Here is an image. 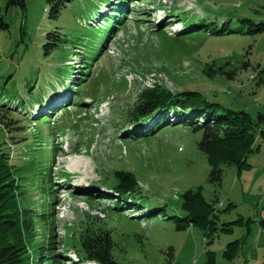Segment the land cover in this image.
I'll use <instances>...</instances> for the list:
<instances>
[{
    "label": "rangeland",
    "instance_id": "1",
    "mask_svg": "<svg viewBox=\"0 0 264 264\" xmlns=\"http://www.w3.org/2000/svg\"><path fill=\"white\" fill-rule=\"evenodd\" d=\"M25 1L26 16L0 0L9 25L0 30V104L13 108L0 107V149L18 168L21 209L33 212V234L25 238L30 264L50 239L64 252L56 264H97L84 256L82 241L105 232L119 264H264L262 126L243 167L219 165L221 185L210 182L213 167L198 149L201 132L156 125L169 112L150 116L144 137L140 131L128 136L140 126L133 114L142 94L154 88L198 91L254 119L264 113V32L258 31L264 0H120L121 27L109 28L113 34L100 47L97 38L88 40V21L98 25L105 16L95 14L103 4L112 14L115 0H65L53 22L43 13L46 0ZM164 15L172 19L157 29ZM176 23L187 33L174 32ZM23 24L33 45L22 41ZM77 26L84 31L68 52L51 58L40 50L46 33L76 32ZM68 67L75 68L67 77ZM34 85L41 103L28 94ZM120 171L130 172L139 190L126 197L148 209L126 205L115 192ZM200 189L206 205L214 206L213 223L179 229L177 217L186 215L182 196ZM154 203L166 207L159 217L148 214Z\"/></svg>",
    "mask_w": 264,
    "mask_h": 264
},
{
    "label": "trees",
    "instance_id": "2",
    "mask_svg": "<svg viewBox=\"0 0 264 264\" xmlns=\"http://www.w3.org/2000/svg\"><path fill=\"white\" fill-rule=\"evenodd\" d=\"M64 1L65 0H46L47 6L43 9V13H47V20L50 22L59 20L63 10L67 7V3ZM8 6H20L23 9V14L26 16L25 0H9ZM116 14L122 17V13L116 12ZM40 17L42 18V16ZM121 21L122 18H111L110 21H108V28L105 30L94 27L92 29V39L88 40L95 41L97 38V40H99V47L101 42L106 45L105 35L110 38L113 34L108 32V29L114 26L118 29V27H121ZM77 27L78 29L76 32L61 30L53 33L48 32L45 35V39L41 41L40 50L43 51L45 56L51 54V56H53L68 52V50L73 48V39L77 38L80 32L84 31L82 27ZM0 30H9V25L2 15H0ZM87 30L89 31V28ZM258 31L264 32V24L259 25ZM20 33L22 41L27 37L33 45L32 38L28 33V26L24 24L21 25ZM218 33L220 34L222 32ZM99 35L101 38H99ZM99 47L94 49L93 54L100 50ZM84 51V54L90 52L89 50ZM88 64L89 62L85 61L82 66L85 67V65ZM72 69L74 70L73 67ZM72 69L69 67L65 68V70H63L64 75L67 74V76H69ZM83 74H85V72H83ZM0 79H2V75ZM6 81L7 78L3 80V82ZM30 90L31 93L34 94L35 87L32 86ZM36 97H38V95ZM141 98H144V100L138 103L133 114L135 123H139L145 118L150 119V116L157 112L170 113V111H172L175 114L177 122H170L168 113L167 116L157 120L156 125L160 126V124L163 123H168L173 126L182 125L189 127L195 133H202L203 136L201 142L198 144V149L206 154L210 166L213 167L210 182H215L218 185H221L224 175V171L223 169H219V165L225 163L228 165H237L238 168L243 167L246 164L248 153L253 150L252 147L256 139V134L260 132V126L264 128V113H259L257 118L254 119L246 112L234 111L218 102H213L198 91L184 90L173 93L163 88H154L153 90L143 93ZM36 100L40 101L38 99ZM0 107H5V105L0 104ZM15 115L20 116L18 113H15ZM5 125L9 127L10 123L5 122ZM144 129L145 124L136 129L137 132L140 131L138 132V136H145V132L142 131ZM153 133H155L154 130ZM260 134H262L261 138L264 140V132ZM38 139L42 140L41 137ZM6 149L8 148H5V150ZM18 173V168L11 163L10 153L1 148L0 264H30L29 243L25 241V238L29 233L30 235L33 234L34 220L31 219V217H33V212L31 210H22L20 207V192H18L20 186L16 179V177L19 176ZM115 175L119 180V183L115 187V192L121 193L124 201H131L130 206H143L142 210H144L146 208L145 205H141L140 202L126 197L127 195H136L139 193L136 182L130 172L120 171L119 173L116 172ZM182 201L183 211L186 215L182 218L177 217V220L181 221L178 222L179 229L186 228L182 223L195 225L202 222V224L205 225L209 220L213 223L211 217H215L213 215L215 213L214 206L206 205L202 196V189L197 192L189 190L182 196ZM149 210L151 211L148 213L150 216L159 217L162 215V212L166 211V207L162 204L157 206V204L154 203V206L150 207ZM261 222L264 224V220ZM212 227L213 224L211 228ZM261 229L264 233V226L261 225ZM109 233L110 232H105V235L99 239L93 236L90 237L89 235L83 238L82 246L86 253L84 256L87 259L97 264H119L113 255L115 243L113 237ZM43 245L42 249L39 247L36 248L31 264H56V260L59 256L64 257V252H57L56 244L51 239L46 241ZM213 254V252H208V255ZM37 257H39V261H36Z\"/></svg>",
    "mask_w": 264,
    "mask_h": 264
},
{
    "label": "bare ground",
    "instance_id": "3",
    "mask_svg": "<svg viewBox=\"0 0 264 264\" xmlns=\"http://www.w3.org/2000/svg\"><path fill=\"white\" fill-rule=\"evenodd\" d=\"M71 262V261H70Z\"/></svg>",
    "mask_w": 264,
    "mask_h": 264
},
{
    "label": "water",
    "instance_id": "4",
    "mask_svg": "<svg viewBox=\"0 0 264 264\" xmlns=\"http://www.w3.org/2000/svg\"><path fill=\"white\" fill-rule=\"evenodd\" d=\"M144 120V119H143Z\"/></svg>",
    "mask_w": 264,
    "mask_h": 264
}]
</instances>
